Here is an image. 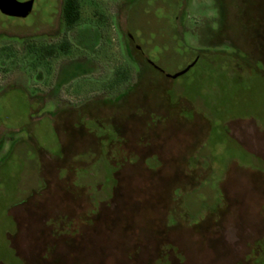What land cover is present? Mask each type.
Here are the masks:
<instances>
[{"label":"rangeland","instance_id":"374dc122","mask_svg":"<svg viewBox=\"0 0 264 264\" xmlns=\"http://www.w3.org/2000/svg\"><path fill=\"white\" fill-rule=\"evenodd\" d=\"M63 3L0 11V264H264V0Z\"/></svg>","mask_w":264,"mask_h":264},{"label":"water","instance_id":"95a60500","mask_svg":"<svg viewBox=\"0 0 264 264\" xmlns=\"http://www.w3.org/2000/svg\"><path fill=\"white\" fill-rule=\"evenodd\" d=\"M34 2L35 0H0V11L3 14L11 17H27L33 10ZM196 62L197 59L183 70L176 72L175 74H170L168 76L177 78L188 72L196 64ZM157 68L159 69V67Z\"/></svg>","mask_w":264,"mask_h":264},{"label":"trees","instance_id":"16d2710c","mask_svg":"<svg viewBox=\"0 0 264 264\" xmlns=\"http://www.w3.org/2000/svg\"><path fill=\"white\" fill-rule=\"evenodd\" d=\"M62 19L65 26L68 29L73 28L81 19V3L80 0H64L63 9H62ZM48 55H52L56 52V45L48 46ZM60 49L63 51H68L69 44L63 43L60 46Z\"/></svg>","mask_w":264,"mask_h":264}]
</instances>
